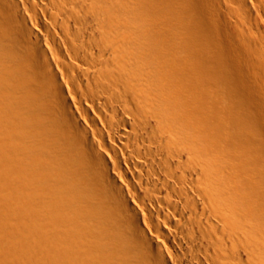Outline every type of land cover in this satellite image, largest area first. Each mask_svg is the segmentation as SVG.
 <instances>
[{
	"label": "bare ground",
	"instance_id": "1",
	"mask_svg": "<svg viewBox=\"0 0 264 264\" xmlns=\"http://www.w3.org/2000/svg\"><path fill=\"white\" fill-rule=\"evenodd\" d=\"M0 264H264V0H0Z\"/></svg>",
	"mask_w": 264,
	"mask_h": 264
}]
</instances>
